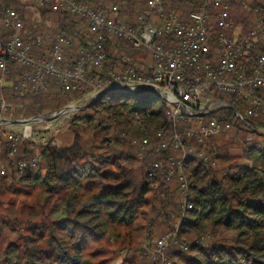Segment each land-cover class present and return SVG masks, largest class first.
<instances>
[{
	"label": "trees",
	"instance_id": "1",
	"mask_svg": "<svg viewBox=\"0 0 264 264\" xmlns=\"http://www.w3.org/2000/svg\"><path fill=\"white\" fill-rule=\"evenodd\" d=\"M113 2L120 5V20L140 25L139 16L147 11L145 0ZM165 3L168 10H176L186 21L196 8L195 0H165ZM228 3L233 20L246 31L254 20H264V0H228ZM9 8L20 11L26 29L42 39L43 47L38 54L49 57L51 39L61 34L72 41L67 57L76 60L95 38L87 21L68 12L30 1L0 0L1 11ZM213 51L217 59L218 48ZM105 52L107 70L140 64L141 51L121 39L107 37ZM13 69L12 81L25 71L16 65ZM85 93H67L55 79L50 81L47 91L37 94L22 96L13 87L5 90L17 119L58 112L80 101ZM214 96L228 101L232 108H222L209 117L236 125L244 139L243 155L240 159L232 158L229 147L216 145L218 139L213 138L207 153L217 167L205 166L197 158L188 163L186 174L193 208L185 215L178 180L166 181L170 152L141 159L139 145L135 143L142 127L170 129L166 105L158 95L149 98L122 92L103 95L72 115L66 135L60 134L61 145L51 140L47 145L34 147L28 142L13 158L6 143L0 154V190L40 189L47 196L44 205L54 195H61L66 216L58 221L45 218L40 223L17 221L19 226L10 225L17 223L12 220L6 223L4 218L0 242L6 243L0 245V264H96L93 258L96 253L90 250L98 242L123 238L119 229L129 230L138 224L152 240L169 233L178 222L179 235L185 239L211 236L190 243L188 251L180 247L175 251L169 249L167 256L174 264H264V134L258 133L264 130V108L259 117L246 118L248 127L235 116L245 106L243 101L229 95ZM159 101L161 106H157ZM36 154L42 157L38 168L19 175L17 161ZM156 162L162 166L157 177L151 178ZM2 167L7 170L5 176L1 174ZM8 228L12 236L7 234ZM140 257L147 264H154L152 258L143 254Z\"/></svg>",
	"mask_w": 264,
	"mask_h": 264
},
{
	"label": "built area",
	"instance_id": "2",
	"mask_svg": "<svg viewBox=\"0 0 264 264\" xmlns=\"http://www.w3.org/2000/svg\"><path fill=\"white\" fill-rule=\"evenodd\" d=\"M34 2L54 11H65L87 21L95 38L81 50L80 57L71 60L67 51L72 41L58 34L53 39L50 56L38 54L43 41L26 29L20 11L0 10V154L5 144L16 158L31 142L34 147L47 145L46 133L54 128L60 117H70L83 109L72 103L60 110L55 121H47L58 112L31 118H14V106L7 100V87L15 88L22 96L48 90L50 81H60L67 93L86 91L82 99L98 101L105 94L122 92L135 94L150 90L160 96L167 109L169 130L142 127L135 139L140 158L155 154L167 155L170 170L167 183L176 178L183 196V215L193 208L190 183L186 174L188 163L197 158L205 166H216L207 153L213 138L234 129L209 116L222 108H232L228 101L215 94L239 98L245 106L235 112L237 120L250 127L248 117H259L264 108V20L256 19L249 30L237 24L231 15L228 0H195L196 8L183 20L180 14L166 8L165 0H145L147 11L134 26L119 19L120 5L114 0H23ZM262 1V0H258ZM96 3V4H95ZM115 37L140 50V64L121 70H107L106 38ZM214 47L218 48L216 57ZM145 53V54H144ZM25 69L14 81L13 66ZM18 122V123H17ZM37 126V131L24 134L13 126ZM259 133V132H258ZM264 134V133H263ZM42 157L17 161V173L26 175L37 169ZM161 163H154L150 177L155 178ZM1 174L7 170L2 167ZM177 233L169 232L156 240L152 252L154 264H174L167 256L168 246ZM199 242V240H198ZM190 245L180 243L184 251Z\"/></svg>",
	"mask_w": 264,
	"mask_h": 264
},
{
	"label": "rangeland",
	"instance_id": "3",
	"mask_svg": "<svg viewBox=\"0 0 264 264\" xmlns=\"http://www.w3.org/2000/svg\"><path fill=\"white\" fill-rule=\"evenodd\" d=\"M143 98H149L155 96V92L152 93L150 90H142L140 92L135 93ZM78 106L85 107L90 104L88 99H81L76 102ZM162 101L157 103V106H161ZM70 117L60 116L55 123L53 124L54 128H52L49 133H46L47 141L51 140L54 144L61 145L63 139L60 134L66 135L70 119ZM13 131L31 134L33 131H37V126H13L11 127ZM61 129V130H60ZM264 130H260L259 134H263ZM253 138V135L249 136ZM216 141V145H224L229 147V151L231 153V157L234 159H240L243 155V138L240 135L238 128L234 127V129L229 130L227 134L221 135ZM51 141V142H52ZM228 144V145H227ZM214 167H217L214 166ZM45 171V170H44ZM0 180L1 177H0ZM47 196L38 189V190H20V191H11L9 189L0 190V201L2 202V206H0V225L3 222L4 218L7 221L12 220V222H33L40 223V221L44 220H53L58 221L66 216L65 206L61 201V195H54L53 198L44 205ZM17 223H9L10 225H18ZM20 225V224H19ZM18 225V226H19ZM179 225L178 222L175 228L169 232L177 233L176 239L178 243H175V240L171 241L168 247V250L171 251L179 250L181 242L190 243L192 242H202L206 239L210 238L211 235L200 236L197 235L193 240L185 239L179 235ZM9 226V225H7ZM25 226V225H24ZM23 226V227H24ZM138 224L132 227V229L125 230L119 229V232L123 235L121 239L114 240H105L102 242H98L94 244L90 252L96 253L94 254V262L96 264H145L144 259L140 257L141 254L147 256L149 259L152 258V252L155 251L156 240L159 239L162 235L155 236L152 240L148 238V234L140 228ZM8 230V231H7ZM7 234L12 236V232L8 228ZM168 233V232H167ZM4 235V234H3ZM6 236H4L5 238ZM6 242L2 240L0 245H5ZM167 250V251H168ZM147 264V263H146Z\"/></svg>",
	"mask_w": 264,
	"mask_h": 264
},
{
	"label": "water",
	"instance_id": "4",
	"mask_svg": "<svg viewBox=\"0 0 264 264\" xmlns=\"http://www.w3.org/2000/svg\"><path fill=\"white\" fill-rule=\"evenodd\" d=\"M62 114V112H58L55 116L53 117H46L47 121H55L60 115ZM18 123V122H17Z\"/></svg>",
	"mask_w": 264,
	"mask_h": 264
}]
</instances>
